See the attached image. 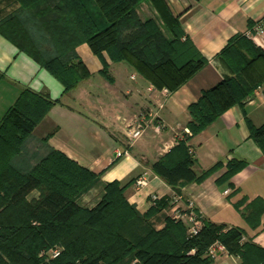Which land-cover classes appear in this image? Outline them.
<instances>
[{
  "label": "trees",
  "instance_id": "trees-1",
  "mask_svg": "<svg viewBox=\"0 0 264 264\" xmlns=\"http://www.w3.org/2000/svg\"><path fill=\"white\" fill-rule=\"evenodd\" d=\"M18 8L0 18V34L54 76L64 93L90 76L76 53L87 43L102 58L126 62L157 89L175 91L202 69L207 59L185 34L179 18L165 0H15ZM151 4L155 16L142 19L139 7ZM234 76L202 91L189 105L191 138L235 105L243 106L264 79L256 63L264 51L245 35L232 38L220 53ZM100 71L106 79L108 65ZM55 101L47 93L25 87L0 120V264H211L209 248L220 243L239 257L240 264H264V248L244 241V232L202 218V227L189 236L182 221L165 217L156 229L152 219L171 205L159 199L140 214L128 202L127 187L113 181L101 200L84 208L77 198L98 175L59 150H51L27 172L15 165L26 138L47 115ZM251 139L264 153V123L249 124ZM197 173L195 159L183 141L155 161L152 171L176 189L200 183L215 169ZM247 162L230 160L220 181H228ZM37 190L38 198L28 200ZM244 201L237 203L239 207ZM264 202L255 199L244 211L258 227ZM61 247L55 258L41 255Z\"/></svg>",
  "mask_w": 264,
  "mask_h": 264
},
{
  "label": "crops",
  "instance_id": "crops-1",
  "mask_svg": "<svg viewBox=\"0 0 264 264\" xmlns=\"http://www.w3.org/2000/svg\"><path fill=\"white\" fill-rule=\"evenodd\" d=\"M172 14L197 50L207 59L206 65L175 91L155 88L126 62H113L106 52L97 56L87 43L79 44L76 53L90 76L69 93L63 85L26 53L0 34V120L25 87L47 93L55 101L47 115L26 138L16 166L27 172L51 150H59L70 159L98 175L91 188L77 198L84 208L94 207L103 197L105 186L115 180L133 183L126 189L128 202L140 214L151 206L150 196L172 198L175 190L151 169L152 164L179 142H185L195 159L197 173L221 162L202 182L181 184L176 189L183 202L192 200L205 220L244 232V241L264 248V212L258 227L244 217L255 199L264 202V153L251 139L249 124L264 123V79L243 106L235 105L199 134L188 138V107L202 91L234 76L220 56L237 35L247 36L264 51V0H165ZM18 8L15 0H0V18ZM142 19L155 16L151 4L138 9ZM257 23L261 32L251 29ZM251 30V35L248 31ZM105 62L112 81L100 71ZM256 67L264 74V61ZM145 114L149 125L141 138L130 142L129 123ZM154 115V117H153ZM160 124L159 128L156 126ZM34 143L26 147L30 141ZM39 142L40 148L31 147ZM247 162L245 168L228 181H220L230 160ZM146 179L137 187L136 180ZM37 190L27 199L38 198ZM244 201L239 207L237 203ZM170 207L156 215V229L164 226ZM186 226L187 223L183 222ZM188 228V226H187ZM211 264H240L239 257L219 252Z\"/></svg>",
  "mask_w": 264,
  "mask_h": 264
},
{
  "label": "built area",
  "instance_id": "built-area-1",
  "mask_svg": "<svg viewBox=\"0 0 264 264\" xmlns=\"http://www.w3.org/2000/svg\"><path fill=\"white\" fill-rule=\"evenodd\" d=\"M252 31L261 32L262 27L260 23H257L253 26L251 29ZM251 30L248 31V35H251ZM165 92L167 90L165 89ZM154 117V115H153ZM149 125V121L146 119L145 114H142L135 119H133L129 125L127 130V137L130 140V142H135L139 138L142 137L144 132L146 131L147 127ZM160 124L156 126V129H158ZM186 135L190 134L189 129H185ZM146 179L144 177H140L136 180L137 187H142L146 185ZM171 205H170V212L168 217L176 220V221H182L187 223V233L189 236H195L199 233L201 227H202V217L198 214V212L195 209L194 202L192 200H186V202H183L184 198L180 194H176L171 198ZM159 200V197L157 194H152L150 196V202L151 205L155 204ZM225 247L220 243L213 244L209 250L208 255L211 257H215L219 252H224ZM61 250L58 249H52L49 252H42L41 255H47L50 258H55L60 254Z\"/></svg>",
  "mask_w": 264,
  "mask_h": 264
},
{
  "label": "rangeland",
  "instance_id": "rangeland-1",
  "mask_svg": "<svg viewBox=\"0 0 264 264\" xmlns=\"http://www.w3.org/2000/svg\"><path fill=\"white\" fill-rule=\"evenodd\" d=\"M31 142H33L34 143V139H32V141H30V143H28L27 145H25L26 147H29L32 143ZM40 143L39 142H36L35 144H34V146H31V147H33V148H35V149H37V147L38 148H40V145H39ZM177 194V193H176ZM181 195V194H180ZM53 249H58V250H61V247H56V248H53ZM49 252V251H48ZM47 258H49L50 259V257H48L47 256Z\"/></svg>",
  "mask_w": 264,
  "mask_h": 264
}]
</instances>
